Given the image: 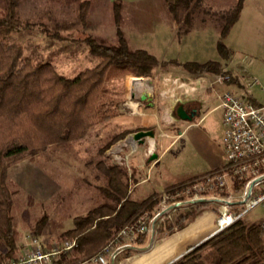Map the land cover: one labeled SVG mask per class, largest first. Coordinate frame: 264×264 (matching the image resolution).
<instances>
[{"label": "rangeland", "instance_id": "obj_1", "mask_svg": "<svg viewBox=\"0 0 264 264\" xmlns=\"http://www.w3.org/2000/svg\"><path fill=\"white\" fill-rule=\"evenodd\" d=\"M115 2V0H22L18 9L22 21L32 20L48 24L52 18L68 27L61 31L66 39L53 41L37 32L32 35L14 33L9 38V43L20 45L23 56L31 57L34 64L50 62L60 74L73 78L80 72L94 68L102 62V59L93 54L90 47L83 41L86 37L91 36L103 39L107 43H115L117 30L120 27L133 47L146 49L148 47L156 51L157 32L162 27L175 32L174 35L178 40L186 35L183 32L187 28L190 32L203 29L207 33L203 35L206 39L201 44L193 45L195 48L185 46L187 54L195 52L193 55H188L189 58L196 59L198 62L220 61L236 77V81L219 82L217 78L220 75L195 77L176 68L173 70L174 77L179 76L182 81L188 78V86L197 87V90L192 91L189 97L195 99V104H199L198 100L203 96L212 97L213 92L218 94L227 90L238 95L242 100H246L249 95L264 103V91L260 87L251 85V77H257L264 85V0H247L243 19L232 32V29L230 30L231 36L224 40L225 44L233 50L228 61L223 60L217 48L220 39V18L223 13L233 7L237 0H199L192 7L189 23L183 20L186 12H182L181 20L176 22L165 0L119 1L121 3L119 25L116 24L114 17ZM82 5L85 6L84 9ZM6 14L5 2L0 0V18ZM143 37L148 39L141 41ZM177 47H180L179 42ZM153 54L156 55L154 52ZM158 70L155 76L158 72L162 74L160 73L162 70ZM132 77L136 76L122 75L112 78L106 84L108 87L106 100L110 101V98L112 103L109 105L110 113H112L110 119L97 122L81 139L47 147L38 154L21 159L10 167L8 185L13 201L12 215L16 222V241L21 249L31 241L32 237L41 235L50 236L63 247L68 239L62 234L75 226L74 219L86 216L91 209L105 200L102 190L107 186L109 167L115 166L122 173H127L129 177L130 173H134L136 177L137 165L142 159L143 149L130 155L132 148L124 144L131 136L125 125L127 118L125 115L129 112L126 104L130 85L132 84V89L136 86L134 80L130 81ZM201 77L205 80H199ZM143 78L144 81L152 78L156 81V77ZM197 80L199 81L196 82ZM158 81L160 82V79ZM210 83L213 85L212 88L205 85ZM176 108L177 105H174L171 113L178 121ZM148 111L151 110L146 105L145 112ZM220 118L221 111L212 112L203 120L199 130L182 135L173 143L172 140L164 139L160 150V153L164 152L163 159L153 171L152 182L156 181V177L165 170L177 169L174 167H181L180 175L188 172L191 162L200 157L198 149L191 143L192 138L198 131L209 130L208 127L212 124L213 133L218 138L221 133ZM174 126L166 123L163 128L167 133L174 132L176 131L173 129ZM117 138L120 139L108 148ZM121 176L126 181L125 176ZM181 178H189V175ZM127 181L129 185H134V181L129 178ZM152 182L138 188L134 187L131 197L139 200L150 197L154 194L150 189ZM159 201L161 200L153 202L155 203L153 209L146 207L143 211L150 213L157 207L160 208ZM213 210H217L219 216L220 204L207 202L200 206L182 207L177 211L171 209L158 223L155 237L153 239L149 236L144 237L141 240L142 243L138 242L137 245L152 251L175 234H171L170 229L177 228L179 217L192 211L197 214L184 221L188 227L194 221L197 222L196 220L204 212ZM44 216H47V222L37 234L38 222ZM245 218L250 222L263 221L264 206L255 208ZM195 248L191 247L183 254ZM5 252V247L0 246V264L17 260L18 250L11 259L5 256ZM140 252L136 248L127 253H132L134 256ZM174 261L175 259H172L167 264H172ZM119 262L120 257L116 260L117 264Z\"/></svg>", "mask_w": 264, "mask_h": 264}, {"label": "trees", "instance_id": "obj_2", "mask_svg": "<svg viewBox=\"0 0 264 264\" xmlns=\"http://www.w3.org/2000/svg\"><path fill=\"white\" fill-rule=\"evenodd\" d=\"M21 1L4 0L7 14L0 18V246L5 247V256L10 259L19 249L16 222L12 215V195L8 185L10 167L47 147L81 139L97 122L110 119L112 113L109 105L112 103L110 98V101L106 100V84L112 78L126 74L150 77L158 69L166 71L178 68L193 76L224 75L230 76V81H236V77L220 61H161L146 49L134 48L120 27L115 43L86 37L83 41L102 62L73 78L66 77L50 62L34 64L31 57L23 56L20 45L9 43V38L14 33L32 35L37 32L53 41L66 39L61 31L68 27L52 18L48 24L22 21L18 14ZM165 1L175 21L179 22L181 13L186 12L183 20L187 23L191 20L192 7L199 2ZM244 3L245 0H237L220 18L217 48L224 61H228L233 54L224 40L240 19ZM84 8L82 5V9ZM120 8L121 3L116 1L114 17L117 25L121 18ZM188 32L190 30L187 28L183 33ZM246 100L259 105L249 95ZM119 139H115L108 148ZM121 175L125 176L126 181ZM107 178V186L102 190L105 200L86 216L76 217L75 226L62 234L70 241L76 240L77 246L73 248L69 258L62 253L58 264H71L91 256L144 208L155 207V201L151 200L156 194L145 200L131 197L127 180L129 178L136 184L134 173L129 177L127 173L111 166L108 168ZM196 215L192 211L179 217L177 228L171 227L170 233L184 229V221ZM46 222L47 216L40 219L37 234ZM172 264H264L263 221L250 222L243 218Z\"/></svg>", "mask_w": 264, "mask_h": 264}, {"label": "crops", "instance_id": "obj_3", "mask_svg": "<svg viewBox=\"0 0 264 264\" xmlns=\"http://www.w3.org/2000/svg\"><path fill=\"white\" fill-rule=\"evenodd\" d=\"M246 2L247 0H245L244 9L241 13L240 19L235 23L231 32L233 31L235 26H238L240 21L243 19L244 13L246 11ZM231 32L229 33L228 37L231 36ZM174 33L175 32H172L171 30L162 27L157 32L158 35L156 51L148 47L147 49L144 47L139 48L146 49L151 53H156L155 56L161 61H169L173 59L179 60L181 62L198 61L196 59L189 58L188 55H193L195 52L192 51L191 53L187 54L188 51H185V46L188 45V47H192L193 45L197 46L201 44L206 39L204 36L207 32L203 31V29L194 30L188 32L179 40L175 37ZM143 39L141 41L147 40L148 37H143ZM178 42L180 43V47H177ZM193 47L195 48V46ZM175 69L176 68H171L166 71L162 70V72H160L162 74H159L158 72L156 73V76L155 74L150 76L156 77V81H154L153 78L149 81H144L143 77L130 78V81L134 80L136 83L145 82V85L138 87L135 86L134 89H132V84L130 85V94L128 102L126 104L129 110V112H126L125 115L127 117L125 123L126 128L131 134V136L134 133L140 131L151 130L155 133L154 137L146 138L143 143L134 142L131 139L124 143L132 148L130 155L143 149V154L141 155L142 159L137 165L138 169L136 170L137 183L134 185H130V193L132 192V189L134 187L138 188L152 182L153 171L163 159L164 152L160 153V150L163 147L164 139L172 140L173 143L182 135L199 130L201 124L203 123V120L206 119L209 114L218 110L221 111V133L219 137L216 138V135H214L213 133V124L208 127L209 130L198 131L195 137L192 138L191 143L198 149L200 157L195 161L191 162V167L189 168L190 170H188V172H184L182 175H180L182 173L181 167H174V169H177L173 171L163 170L164 173L156 177V181L152 182L150 189H152L154 194L160 195L173 185L180 184L193 178L205 175L215 169L221 168L225 163V149L223 143L225 127L223 123V112L219 108V97L223 92L227 90L218 94L217 92H213L212 97L203 96L201 99H199L198 102L202 106V108L201 113L199 117H197V119L182 120L177 117L179 119L177 121L171 113L173 110V106L177 105L178 108L180 104H184V106H186L187 104H191V106L196 105V101H194L195 99H191V97L189 96L191 95L192 91L197 90V87H189L188 78H184L185 80L182 81L179 76L174 77L173 70ZM200 76L208 75L204 74L195 77ZM158 79H160V82L158 81ZM203 79L205 80V78L201 77L199 80ZM199 80H197L196 82H198ZM205 85L208 88L213 87L211 83L210 85ZM145 94H148L150 97H152V101L142 100V97ZM255 100L259 103V106H264L263 102H260L257 99ZM213 103L216 104L213 105ZM146 105L149 106V109L151 111L145 112ZM159 110H161V112H159ZM166 123L175 125L173 129L176 131L168 133L165 132L163 127ZM153 155H157V158L154 160H152ZM145 162L148 164H146ZM188 175L189 178H181L187 177ZM217 213V210H213L211 212H204L202 216H200L196 220L197 222L194 221L188 227L176 231L172 237L166 239L163 243L157 245L156 248L152 251H147L144 247L136 245L134 249L138 248V250H140L141 252L136 255L134 254V256L132 255V253L127 252L125 254L119 255V264H167L170 263L172 259H175V261H177L188 253L187 252L186 254H183L187 251V249H191V247H198L200 244L204 243L205 241L214 236L217 229ZM37 238L39 240V246L45 253H53L56 250L62 249V246L59 245V242L57 244V241L51 239L50 236L46 237L45 235H41ZM18 246V254L16 255L17 260H19L20 257H22L24 254L32 252L34 250V246L31 244V241L27 242L26 246L22 249L20 248L19 244ZM72 251L73 250L60 252L52 256L49 261H43L38 264H58L57 261L59 260V257L62 253L66 254L69 258L72 254ZM89 257L78 260L71 264H92L86 261ZM166 258L169 259L165 260Z\"/></svg>", "mask_w": 264, "mask_h": 264}, {"label": "built area", "instance_id": "obj_4", "mask_svg": "<svg viewBox=\"0 0 264 264\" xmlns=\"http://www.w3.org/2000/svg\"><path fill=\"white\" fill-rule=\"evenodd\" d=\"M228 80L230 76L220 75L217 78L219 82ZM251 82L253 87H260L264 91V85L257 77H251ZM219 100L225 127L224 165L169 187L153 199L161 200L160 208L150 213H138L101 249L87 258V262L117 264V257L134 249L139 240L155 237L158 223L171 209L177 211L182 207H195L207 202L220 204L216 235L245 218L255 208L264 206V106L242 100L230 91L223 92ZM30 240L34 250L10 264H38L77 246L76 240H68L62 249L45 253L37 237Z\"/></svg>", "mask_w": 264, "mask_h": 264}, {"label": "water", "instance_id": "obj_5", "mask_svg": "<svg viewBox=\"0 0 264 264\" xmlns=\"http://www.w3.org/2000/svg\"><path fill=\"white\" fill-rule=\"evenodd\" d=\"M142 100L144 101H152V97H150L148 94H145L142 97ZM177 115L182 120H192V117L188 115V112L186 111L184 104H180V106L177 108ZM155 133L151 130L148 131H140L137 133H134L130 139L134 142L143 143L144 140L148 137H154ZM157 155H153L152 160L156 159Z\"/></svg>", "mask_w": 264, "mask_h": 264}, {"label": "flooded vegetation", "instance_id": "obj_6", "mask_svg": "<svg viewBox=\"0 0 264 264\" xmlns=\"http://www.w3.org/2000/svg\"><path fill=\"white\" fill-rule=\"evenodd\" d=\"M188 106V107H186ZM186 106H184L188 112V115L192 117V119H197V117H199L200 113H201V108L202 106L200 104H196L194 106H191V104H187ZM176 115H177V110H176ZM178 117V115H177Z\"/></svg>", "mask_w": 264, "mask_h": 264}, {"label": "bare ground", "instance_id": "obj_7", "mask_svg": "<svg viewBox=\"0 0 264 264\" xmlns=\"http://www.w3.org/2000/svg\"><path fill=\"white\" fill-rule=\"evenodd\" d=\"M142 82V81H141ZM145 83V82H144ZM144 83H140V82H138V83H136V87H138V86H144L145 84Z\"/></svg>", "mask_w": 264, "mask_h": 264}]
</instances>
